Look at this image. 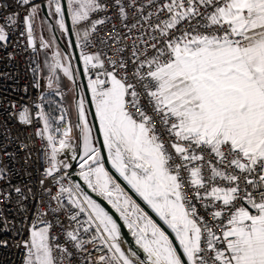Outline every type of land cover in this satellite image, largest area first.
Instances as JSON below:
<instances>
[{
	"label": "snow or ice",
	"instance_id": "snow-or-ice-1",
	"mask_svg": "<svg viewBox=\"0 0 264 264\" xmlns=\"http://www.w3.org/2000/svg\"><path fill=\"white\" fill-rule=\"evenodd\" d=\"M13 2L15 9L0 16V46L9 39L6 29L20 26L17 9H23L21 35L35 49L40 4ZM47 7L67 33L61 0H47ZM67 14L106 156L95 145L83 98L75 138L69 125L55 129L57 138L36 105L43 122L36 136L46 141L39 184L49 199L37 201L22 241L23 264H71L69 244L77 252L92 245L103 253L96 264H264V0H67ZM97 14L103 15L93 19ZM130 18L135 22L129 24ZM113 19L139 35H122L113 23L98 42H114L115 58L86 51L97 44L98 26ZM124 40L132 41L130 62L121 55ZM40 47L51 44L41 37ZM46 67L49 88L58 84V71L74 79L59 51ZM39 86L37 81L34 87ZM27 113L26 108L19 113L21 124L31 123ZM73 161L87 189L119 213L146 261L122 250L117 222L81 184L64 183ZM111 170L167 232L127 195ZM7 172L0 166V182ZM14 191L26 198L20 187ZM27 191L32 195L31 188ZM0 197L8 201L11 194L0 191ZM0 225L8 230L2 213ZM53 227L61 229L63 244ZM7 243L0 241V247Z\"/></svg>",
	"mask_w": 264,
	"mask_h": 264
},
{
	"label": "built area",
	"instance_id": "built-area-1",
	"mask_svg": "<svg viewBox=\"0 0 264 264\" xmlns=\"http://www.w3.org/2000/svg\"><path fill=\"white\" fill-rule=\"evenodd\" d=\"M40 2L33 0V3L36 4ZM45 2L47 3V0ZM140 2L144 3L145 0H140ZM5 5H9V7H4ZM0 8L3 9L0 16L6 15L15 9V4L13 0H0ZM17 10L21 13L20 26L10 31L6 29L9 32V39L3 46H0V166L6 165L8 169L7 178L0 182V191L11 194L8 201L0 197V213L3 214V217H7L8 225L7 231L0 230V241L8 242L7 247H0V264H23L26 249L22 246V241L28 236L27 229L32 224L37 212V201L49 199L43 195L39 184L43 168L46 166L43 151L46 141L36 136V131L43 128V122L37 118L39 109L36 105H40V108L48 116L52 126L50 131L57 138H59V133L55 132V129L58 127L63 128L65 125L72 128L71 135L75 138V123L64 101V89L54 84L52 88H49L48 76L45 79L42 77L38 64V49L37 47L35 49L29 48L26 35H21L25 31L22 24V17L25 12L23 9ZM102 15H94L93 19L100 18ZM134 22L131 18L128 21L129 24ZM113 23L116 24V28L122 35H131L133 39L139 35L136 30L129 34L127 28L122 27L118 20L113 19L105 25L98 26L93 37L97 39L96 46L85 50L90 52L103 51L107 53L108 57L115 58L111 51L116 47L114 42L110 41L107 46L98 42V37H107L112 32ZM73 33L76 41L74 28ZM131 43V40H124L120 45L125 48L121 55L129 62L132 51ZM78 51L80 55V48H78ZM33 69H37V71L33 72ZM85 79L87 82L88 77L85 76ZM37 81H39L40 86L34 87ZM12 105H15V107ZM25 108L28 110L27 114L31 121L27 125L21 124L19 120V113ZM61 116L64 117L63 121L60 120ZM22 144H27L28 147L26 149L22 148ZM5 153L9 155H5ZM29 156L30 159H26ZM60 158L65 159L66 157L61 156ZM67 158H70V153ZM75 170L74 174L78 172V166L75 167ZM68 172L70 173L71 170L69 169ZM70 182L76 183L71 176L64 181L66 185ZM51 184L52 182L48 181L45 186L48 187ZM15 187L22 189L25 199H21L15 193ZM28 188L32 189V195L28 193ZM55 191L56 188L53 187V194H55ZM52 203L55 206L54 202ZM21 207L23 210H21ZM48 218L51 219V215ZM207 219L211 221L210 216ZM53 224H55L54 220ZM65 224H67L66 220ZM0 228H2V225H0ZM51 231L54 234H60L59 242L63 244L64 235L61 233V229L53 227ZM67 246L73 254L71 264H88L89 260L92 261V264H96V258L103 254L98 252L92 245H85L87 251L80 252H77L70 244ZM56 255L59 257L60 254L56 253Z\"/></svg>",
	"mask_w": 264,
	"mask_h": 264
},
{
	"label": "water",
	"instance_id": "water-1",
	"mask_svg": "<svg viewBox=\"0 0 264 264\" xmlns=\"http://www.w3.org/2000/svg\"><path fill=\"white\" fill-rule=\"evenodd\" d=\"M41 1L40 4V9H41V13L44 16V18L49 21V23L52 25V31L54 32L55 35V39L58 43V45L60 46V48L67 53V48H65L63 42L61 41V39L59 38V36L56 33L55 30V26L54 24L50 21V18L48 16L47 13V6H46V2L45 0H38ZM62 3V7L65 10V25L66 28L68 29L67 31V36H68V42H69V46H70V50L73 56V61H74V65H75V70L77 73V82H76V91H77V96H78V92L79 90H81L82 95H83V99L85 101V105H86V109L87 112L89 114L90 117V121L93 127V131L97 140V144L98 147H101L102 149V136L99 134L98 131V122L95 120L94 118V107L91 105V95L90 92L87 89V82L85 79V76L83 74V68H82V64L81 61L79 59V51L78 48L76 47V41H75V37H74V33H73V27L70 21V16H68L67 14V3L66 0H61ZM102 155L106 156V153L103 152L102 149ZM73 167L70 168L71 170V178L73 181H75L76 183L81 184V187L93 198L97 201V203H99L101 205V207H103L112 217L113 219L117 222V225L120 229V236L123 239V241L128 244V249L131 252H134L137 254V257L139 259H145L143 252L140 250V248L138 247V245L135 243V241L133 240L130 232L127 230V228L124 226L119 214L111 207L110 204H108V202H106L102 197L97 196L95 193L91 192L90 190L87 189V187L83 184L82 181H80L79 177L74 174L75 173V167L77 166V162L73 161ZM107 168H111L110 165L106 164ZM112 174L114 175V177L117 179V182L121 184V187L124 188L125 192L140 206V208L147 213L163 230H165L166 232L168 231L166 229V226L163 225V223L152 213V211L134 194V192L114 173V170H111ZM173 238L174 237H171Z\"/></svg>",
	"mask_w": 264,
	"mask_h": 264
},
{
	"label": "rangeland",
	"instance_id": "rangeland-1",
	"mask_svg": "<svg viewBox=\"0 0 264 264\" xmlns=\"http://www.w3.org/2000/svg\"><path fill=\"white\" fill-rule=\"evenodd\" d=\"M66 3H67V0H66ZM47 6V4H46ZM47 13L49 15V9L47 7ZM51 17V16H50ZM52 18L54 19V21L56 20V17H53ZM52 22L53 24L55 22ZM70 21H71V18H70ZM49 24V23H48ZM72 24V23H71ZM55 26V30H56V33L57 35L59 36V38L61 39L62 41V38L64 36L65 33H62L61 30L56 26ZM46 30V27H44L43 29V23H42V18H41V15H40V9H39V12H38V18L35 22V27H34V39H35V45L38 49V55H39V59H41V64L43 65V69H47L46 67V62H51V58H52V55L55 51H57L58 49H56L54 46L51 45V47L49 48H42L40 47V40H41V37H44L46 39V41L51 44L50 40H51V37L53 39H55V35H54V32L51 30H49V27L47 28V31L45 32ZM56 41V39H55ZM57 42V41H56ZM63 42V41H62ZM64 43V42H63ZM65 44V43H64ZM61 54V53H60ZM65 57L67 59H65ZM61 60H62V63L64 64L65 67H68L70 69V71L72 72L73 74V77L74 79L72 80H69L67 77H65L63 75L62 72L58 71L57 72V76H59V84L60 86L64 89L65 91V95H64V101L66 102L67 106H68V109H69V113L71 115V118L72 120L74 121L75 123V130H76V134H77V131H79V129L77 128V124H78V112H77V105L79 103V100L81 98H83V95H82V92L81 90H79L78 92V96H77V91H76V82H77V73H76V70H75V65H74V61H73V56H72V53H71V50H70V46H69V42H68V45H67V53L64 52V55L61 54ZM81 64H82V61H81ZM83 66V64H82ZM40 67V66H39ZM41 70V69H40ZM46 78V77H45ZM44 78V79H45ZM91 95V94H90ZM85 111H86V116H87V119L89 121V125L90 127L92 128V125H91V121H90V117H89V114L87 112V109H86V105H85ZM95 111V110H94ZM135 194V193H134ZM128 195V194H127ZM136 195V194H135ZM137 196V195H136ZM138 197V196H137ZM139 198V197H138ZM140 199V198H139ZM141 200V199H140ZM142 201V200H141ZM143 202V201H142ZM144 203V202H143ZM145 204V203H144ZM146 205V204H145ZM147 206V205H146ZM148 207V206H147ZM149 208V207H148ZM150 209V208H149ZM151 210V209H150ZM152 211V210H151ZM153 213V212H152ZM155 215V213H153ZM156 216V215H155ZM157 217V216H156ZM158 218V217H157ZM159 219V218H158ZM162 222V221H161ZM163 223V222H162ZM133 237V236H132ZM134 238V237H133ZM134 241H135V238H134ZM136 243V242H135ZM120 246L122 248V250H124L126 253L127 251L129 250L127 248V246L124 244V243H120ZM141 250V249H140ZM142 251V250H141ZM133 253V252H132ZM144 254V253H143ZM144 257L146 258L145 254H144Z\"/></svg>",
	"mask_w": 264,
	"mask_h": 264
},
{
	"label": "flooded vegetation",
	"instance_id": "flooded-vegetation-1",
	"mask_svg": "<svg viewBox=\"0 0 264 264\" xmlns=\"http://www.w3.org/2000/svg\"><path fill=\"white\" fill-rule=\"evenodd\" d=\"M47 4V3H46ZM43 16V15H42ZM49 16V15H48ZM54 17V16H53ZM42 18V21H44V20H46L45 18H44V16L43 17H41ZM49 18H50V21L51 22H53L54 21V19L52 18V16L50 17L49 16ZM55 22V21H54ZM49 23V21H47V23H43V29H44V27H46V30H45V32L47 31V28H48V25L50 24H48ZM54 25H56L55 23H54ZM62 41L66 44V45H68V36H67V33H65L64 34V36H63V38H62ZM92 125V124H91ZM92 129H93V127H92ZM78 134H79V131H77V134H76V130H75V136L74 137H77L78 136ZM93 139H94V142H95V145L98 147V144H97V140H96V137H95V134H94V131H93ZM78 163V162H77ZM111 167V166H110ZM106 201V200H105ZM107 202V201H106ZM119 214V213H118ZM120 216V215H119ZM122 220V219H121ZM122 222H123V220H122ZM123 224H124V222H123ZM124 226L127 228V226L124 224ZM127 230L130 232V234H131V231L127 228ZM131 236H132V234H131ZM133 238V237H132ZM133 240H134V238H133ZM120 243L122 242V243H124L127 247H128V244H126L124 241H123V239L121 238V236H120V241H119Z\"/></svg>",
	"mask_w": 264,
	"mask_h": 264
},
{
	"label": "trees",
	"instance_id": "trees-1",
	"mask_svg": "<svg viewBox=\"0 0 264 264\" xmlns=\"http://www.w3.org/2000/svg\"><path fill=\"white\" fill-rule=\"evenodd\" d=\"M40 15H41V17H43V16H42V13H41V9H40ZM50 42H51V45H52V46H54L56 49H58L57 51H59L62 55H64V51L60 48V46H59L58 43L55 41V39H53V38L51 37ZM63 44H64V43H63ZM64 46H65V48H67V45H66V44H64ZM38 58H39V56H38ZM38 64H39L40 69H41L42 77L45 78V77L49 76L48 69H43V65L41 64V59L38 60ZM59 78H60V77L58 76V79H59ZM54 85H56V86L59 87V88H62V87L60 86L59 82H58V84H55V83H54ZM62 89H63V88H62ZM64 95H65V91H64Z\"/></svg>",
	"mask_w": 264,
	"mask_h": 264
},
{
	"label": "bare ground",
	"instance_id": "bare-ground-1",
	"mask_svg": "<svg viewBox=\"0 0 264 264\" xmlns=\"http://www.w3.org/2000/svg\"><path fill=\"white\" fill-rule=\"evenodd\" d=\"M130 253H132V252H131L130 250H128V251H127V254H130ZM145 259H146V258H145Z\"/></svg>",
	"mask_w": 264,
	"mask_h": 264
},
{
	"label": "crops",
	"instance_id": "crops-1",
	"mask_svg": "<svg viewBox=\"0 0 264 264\" xmlns=\"http://www.w3.org/2000/svg\"><path fill=\"white\" fill-rule=\"evenodd\" d=\"M43 39L46 41V39L43 37ZM47 42V41H46ZM49 42V41H48Z\"/></svg>",
	"mask_w": 264,
	"mask_h": 264
}]
</instances>
